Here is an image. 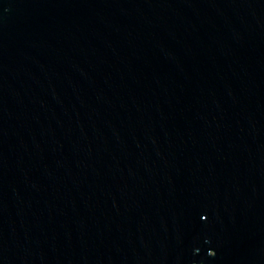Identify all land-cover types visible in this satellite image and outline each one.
Listing matches in <instances>:
<instances>
[{
	"label": "water",
	"instance_id": "95a60500",
	"mask_svg": "<svg viewBox=\"0 0 264 264\" xmlns=\"http://www.w3.org/2000/svg\"><path fill=\"white\" fill-rule=\"evenodd\" d=\"M0 264H264V0H0Z\"/></svg>",
	"mask_w": 264,
	"mask_h": 264
}]
</instances>
